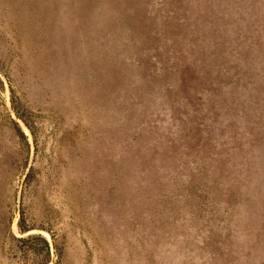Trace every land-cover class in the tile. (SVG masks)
Listing matches in <instances>:
<instances>
[{"label":"rangeland","instance_id":"1","mask_svg":"<svg viewBox=\"0 0 264 264\" xmlns=\"http://www.w3.org/2000/svg\"><path fill=\"white\" fill-rule=\"evenodd\" d=\"M0 264H264V0H0Z\"/></svg>","mask_w":264,"mask_h":264},{"label":"trees","instance_id":"2","mask_svg":"<svg viewBox=\"0 0 264 264\" xmlns=\"http://www.w3.org/2000/svg\"><path fill=\"white\" fill-rule=\"evenodd\" d=\"M22 230V229H21Z\"/></svg>","mask_w":264,"mask_h":264}]
</instances>
